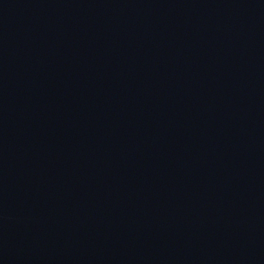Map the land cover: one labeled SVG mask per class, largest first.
Here are the masks:
<instances>
[{"label": "water", "instance_id": "obj_1", "mask_svg": "<svg viewBox=\"0 0 264 264\" xmlns=\"http://www.w3.org/2000/svg\"><path fill=\"white\" fill-rule=\"evenodd\" d=\"M0 264H264V0H0Z\"/></svg>", "mask_w": 264, "mask_h": 264}]
</instances>
